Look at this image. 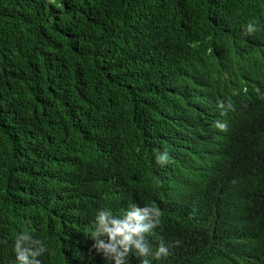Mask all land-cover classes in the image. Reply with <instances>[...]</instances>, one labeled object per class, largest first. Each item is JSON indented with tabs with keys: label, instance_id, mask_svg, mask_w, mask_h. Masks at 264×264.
Wrapping results in <instances>:
<instances>
[{
	"label": "trees",
	"instance_id": "16d2710c",
	"mask_svg": "<svg viewBox=\"0 0 264 264\" xmlns=\"http://www.w3.org/2000/svg\"><path fill=\"white\" fill-rule=\"evenodd\" d=\"M130 202L152 264H264V0H0V264L29 228L105 264L90 221Z\"/></svg>",
	"mask_w": 264,
	"mask_h": 264
},
{
	"label": "clouds",
	"instance_id": "9594fccd",
	"mask_svg": "<svg viewBox=\"0 0 264 264\" xmlns=\"http://www.w3.org/2000/svg\"><path fill=\"white\" fill-rule=\"evenodd\" d=\"M251 23L245 26L247 31L253 30ZM217 127L224 129L223 123ZM158 163L167 162V154L158 152L155 155ZM160 210L154 205L128 203L119 214L110 208L99 207L95 210L88 227L90 247L99 254L105 264H126L129 254L139 258V264H152V259L166 257L170 245L163 242L155 247L149 243L146 234L160 223ZM7 240H0L6 244ZM11 264H42L44 255L49 251L46 239L33 235L32 230L21 229L12 237Z\"/></svg>",
	"mask_w": 264,
	"mask_h": 264
}]
</instances>
